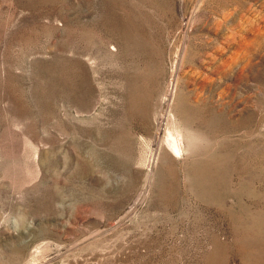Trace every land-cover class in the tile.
Here are the masks:
<instances>
[{"label": "rangeland", "instance_id": "rangeland-1", "mask_svg": "<svg viewBox=\"0 0 264 264\" xmlns=\"http://www.w3.org/2000/svg\"><path fill=\"white\" fill-rule=\"evenodd\" d=\"M0 264H264V0H0Z\"/></svg>", "mask_w": 264, "mask_h": 264}, {"label": "bare ground", "instance_id": "bare-ground-1", "mask_svg": "<svg viewBox=\"0 0 264 264\" xmlns=\"http://www.w3.org/2000/svg\"><path fill=\"white\" fill-rule=\"evenodd\" d=\"M180 133V131H179ZM172 134V133H171ZM170 132L168 135H171ZM180 135V134H179ZM180 137V136H179ZM166 139V138H165ZM167 140V145L169 147V149L172 151V152H177L178 151V143L176 141V139L173 138V136H169V138L166 139ZM182 146V145H181ZM177 154V153H176ZM175 155V154H174Z\"/></svg>", "mask_w": 264, "mask_h": 264}]
</instances>
